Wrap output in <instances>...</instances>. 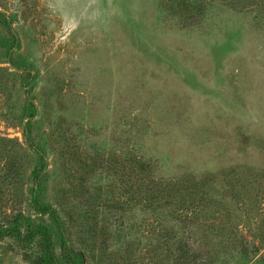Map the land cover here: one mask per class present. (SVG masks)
Instances as JSON below:
<instances>
[{
  "label": "rangeland",
  "instance_id": "374dc122",
  "mask_svg": "<svg viewBox=\"0 0 264 264\" xmlns=\"http://www.w3.org/2000/svg\"><path fill=\"white\" fill-rule=\"evenodd\" d=\"M252 3L0 0V264H33L22 238L35 224L79 264H264V8ZM129 158L200 181L218 211L158 220L127 199Z\"/></svg>",
  "mask_w": 264,
  "mask_h": 264
},
{
  "label": "trees",
  "instance_id": "16d2710c",
  "mask_svg": "<svg viewBox=\"0 0 264 264\" xmlns=\"http://www.w3.org/2000/svg\"><path fill=\"white\" fill-rule=\"evenodd\" d=\"M252 2V4H260V7L264 8V0H260L259 3L257 0H252ZM242 3L245 4V1ZM0 138L4 137L0 135ZM5 140L11 141L12 139L7 137ZM128 161L130 165L127 173L124 174L127 199L137 200L145 209L157 210L158 220H176L180 216L187 215L199 217L206 210L218 211L219 206L212 198L204 199L200 194L199 187L202 184L200 181H194V186H190V184L187 186L180 183L179 180H160L152 175L149 163L132 158H129ZM10 168L13 171L16 170L14 166ZM134 178H139V181L135 182ZM185 180L188 179L185 178ZM209 205L211 208H208ZM161 210L166 212L165 216ZM7 231L10 232V230ZM1 233L2 231H0V238ZM26 233V237H23L22 240L32 241V245L26 248L25 254L33 264H79L82 253L79 255V251H74L65 242L60 245L61 252L55 255L54 246L50 241V233L47 232L44 225H32ZM177 241L179 240L177 239ZM175 247L180 250L176 258L184 259L186 255L187 257L193 255L182 249L181 246L175 245Z\"/></svg>",
  "mask_w": 264,
  "mask_h": 264
}]
</instances>
